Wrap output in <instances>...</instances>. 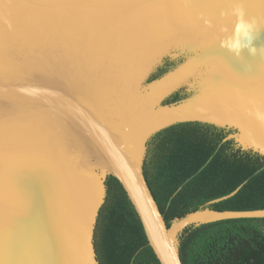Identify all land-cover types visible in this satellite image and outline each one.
Segmentation results:
<instances>
[{
    "label": "water",
    "instance_id": "water-1",
    "mask_svg": "<svg viewBox=\"0 0 264 264\" xmlns=\"http://www.w3.org/2000/svg\"><path fill=\"white\" fill-rule=\"evenodd\" d=\"M233 3L0 0V264H98L107 175L159 264H182L187 225L264 217L204 207L167 227L142 172L151 135L183 121L231 129L226 139L264 155V56L219 48ZM241 6L264 25L261 0ZM253 43L264 46V27ZM165 57L176 64L148 81ZM181 87L187 96L163 102Z\"/></svg>",
    "mask_w": 264,
    "mask_h": 264
},
{
    "label": "trees",
    "instance_id": "trees-1",
    "mask_svg": "<svg viewBox=\"0 0 264 264\" xmlns=\"http://www.w3.org/2000/svg\"><path fill=\"white\" fill-rule=\"evenodd\" d=\"M176 63L165 57L148 76ZM187 96L184 87L163 102ZM231 129L200 121L177 122L146 143L142 172L165 225L189 212L264 208V155L225 138ZM229 197L209 201L227 195ZM98 264H159L140 221L115 177L105 179V198L94 228ZM182 264H264V217L227 218L187 225L178 234Z\"/></svg>",
    "mask_w": 264,
    "mask_h": 264
},
{
    "label": "clouds",
    "instance_id": "clouds-1",
    "mask_svg": "<svg viewBox=\"0 0 264 264\" xmlns=\"http://www.w3.org/2000/svg\"><path fill=\"white\" fill-rule=\"evenodd\" d=\"M264 3V0H261ZM231 15L234 22L231 27L220 26V36L218 38L219 48L226 50L237 59L242 58V52L247 50L249 56H264V46L257 48L254 46V40L258 38L259 31L264 25L258 24L256 21L246 18L244 10L241 6V0H234L233 6L228 13H221V16ZM207 26H211V22L205 20ZM259 119H264V114H257Z\"/></svg>",
    "mask_w": 264,
    "mask_h": 264
}]
</instances>
